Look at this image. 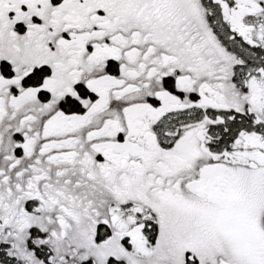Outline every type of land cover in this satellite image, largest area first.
I'll use <instances>...</instances> for the list:
<instances>
[{
    "label": "snow or ice",
    "instance_id": "6c2138e0",
    "mask_svg": "<svg viewBox=\"0 0 264 264\" xmlns=\"http://www.w3.org/2000/svg\"><path fill=\"white\" fill-rule=\"evenodd\" d=\"M0 264H264V0H0Z\"/></svg>",
    "mask_w": 264,
    "mask_h": 264
}]
</instances>
